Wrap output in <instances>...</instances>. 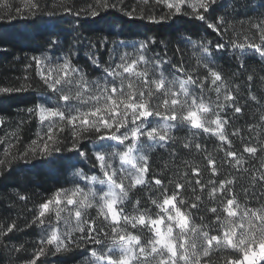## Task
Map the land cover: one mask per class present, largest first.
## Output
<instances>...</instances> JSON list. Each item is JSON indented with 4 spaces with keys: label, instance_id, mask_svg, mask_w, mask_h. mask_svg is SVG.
<instances>
[{
    "label": "snow or ice",
    "instance_id": "snow-or-ice-1",
    "mask_svg": "<svg viewBox=\"0 0 264 264\" xmlns=\"http://www.w3.org/2000/svg\"><path fill=\"white\" fill-rule=\"evenodd\" d=\"M156 2L166 4L175 13H181L182 8L187 6L197 20L206 23L207 29L221 38L227 32L223 16L209 19L217 0H195L190 4L188 0ZM144 3H150V0H144ZM116 6L110 0H96V4L89 7L95 17L99 14L96 8ZM25 9L35 16L40 10L39 0H26ZM64 11L71 13L72 9L64 7ZM17 12L23 15L24 9H17ZM74 14L78 17L81 13ZM149 19L159 22L155 16ZM252 27L258 35V42L245 36L244 43H241L236 37L230 41L231 47L240 56L251 50L264 60V20ZM52 35L50 49L60 43L58 34L54 32ZM186 43L192 45L197 63L196 69L191 72L183 61L176 64L166 58V53L164 56L160 53L149 56L155 44L152 38L130 46L124 42L116 43L111 49H108L105 40L103 47L109 51L110 59L102 69L99 59L93 58L91 53L86 57L93 67L101 69L100 74L91 79L75 63L71 49L61 55L42 54L31 58L32 63L26 67L31 68L34 64L36 75L58 99L54 106L47 102L51 99L49 97L28 110L30 115L37 116L42 125L48 123L46 138L41 137L39 142L33 140L30 151L41 156L60 151L58 133H62L65 127L73 133L74 142L70 151H77L82 157H86L87 153L78 141L85 132L94 131L97 141L107 139L117 144L113 147L101 143L95 147V160L103 178L78 169L74 173L76 179L71 189H57L52 198L38 205L32 223L38 224L43 233L39 241L41 247L26 264H37L40 256L45 254L44 245L54 247L59 253L80 243L94 246L88 249L89 264H212L210 256L215 250L232 253L225 258L224 264H264V204L255 208L241 206L235 191L237 175L230 173L231 178L217 179L221 167L232 169L237 174L241 171L248 173V161L243 154L254 157L264 151V147L244 144L242 153L235 148L228 133L232 123L228 113L231 111L239 115L243 112L237 102L239 85L234 91L221 72L213 67L211 42L202 40L197 44L188 38ZM90 47L96 46L90 44ZM129 47L131 51L127 50ZM121 48L125 51L121 52ZM227 49L228 44H215L217 52ZM201 67L206 69V74L201 75ZM252 79V76L248 77L249 82ZM9 91L11 89L0 88V92ZM212 91L215 92V99L210 94ZM250 99L259 103L255 96ZM261 122L264 123V117H261ZM184 128L191 135L185 138L182 148L188 152L195 150L196 153H203L205 168L198 163L184 161V170L176 166L174 179H169L167 185L158 175L149 180L151 163L145 149L167 148L176 142L175 132ZM248 129L252 131L253 126L249 125ZM204 136L215 137L219 142V151L223 153L219 165L206 145L200 142ZM231 136H239L243 144V129L233 128ZM107 148H112V151H107ZM5 155H9L7 149ZM172 156L175 161L179 153L173 151ZM5 163V160H0V165ZM164 167L173 171L167 163ZM206 169L212 177L207 182L202 178ZM261 169H264V162ZM251 179L255 194L257 184H264V170L253 171ZM146 186L153 189L149 198L158 210L156 214L153 216L147 209H141L139 201L133 212L127 213L124 205L129 202L130 192ZM188 189H191L194 198H183ZM205 193L209 201L219 199L222 207L207 208L215 220L205 224L201 217L202 222L196 224L194 212L200 210ZM245 193L247 195V190ZM20 199L26 200L27 197L21 196ZM93 207L97 209V217L86 219L87 210ZM53 217L55 225L51 223ZM97 219L103 225L100 228L96 226ZM137 227L149 230L151 236L147 242L132 231ZM14 229L15 223L0 226V237H7ZM214 230L216 234H212ZM105 239L108 240L107 246ZM22 248L23 245L16 251Z\"/></svg>",
    "mask_w": 264,
    "mask_h": 264
},
{
    "label": "trees",
    "instance_id": "trees-1",
    "mask_svg": "<svg viewBox=\"0 0 264 264\" xmlns=\"http://www.w3.org/2000/svg\"><path fill=\"white\" fill-rule=\"evenodd\" d=\"M25 2L26 0L0 2V88L11 89L9 92H0V160L6 161L4 165H0V226L16 224L12 233L7 237H0V264H26V261L32 259L41 247L39 241L43 235L40 226L32 223L38 205L49 199L57 189L68 187L76 170L82 169L88 175H99L101 171L95 160L94 150L102 141L96 140L97 134L94 131L85 132L78 141L81 149L87 153L86 157L80 156L77 151H70L74 138L72 130L67 127L62 133H58L60 151H53L47 156L30 151L31 142L37 140L40 123L37 116L30 115L28 110L34 108L43 96L52 94L36 75L35 65L26 67L32 63L33 56L61 55L71 49L75 63L91 79L100 74L110 59L109 51L103 47L105 40L108 49H111L116 43L124 42L130 46L145 38H152L155 44L151 47L149 56L155 53L164 56L166 53V58L172 59L176 64L183 61L191 72L196 69L197 63L192 45L186 43L187 39L191 38L197 44L202 40L205 43L211 42L212 58L215 62L213 67L221 72L234 91L236 85H239L237 102L243 112L239 115L231 111L228 113L232 120L228 128L230 139L239 152L244 144L264 147V123L261 122V117H264V60L251 50L240 56L230 43L236 37L239 42L244 43L245 36L250 40L255 39V42L259 41L252 25L264 20V0H217L209 19L215 20L220 16L225 18L224 28L227 32L223 38L207 29L205 22L197 20L191 14V8L185 6L181 13H175L174 9L169 10L166 4L157 3L156 0H150L148 4L144 0H110L117 6L96 8L99 14L95 17L91 15L93 9L89 6H94L96 0H39L40 10L35 16L25 9ZM188 3L190 4V0ZM64 7L71 8L72 12L66 13ZM121 8L124 10L121 11ZM17 9H24V14H19ZM76 12L81 14L77 17L74 14ZM128 13L132 15L129 16ZM150 16H155L159 22H152ZM161 17L164 19L161 20ZM54 32L58 34L60 43L50 49ZM217 42L228 44L227 51L217 52ZM90 44L96 47L92 48ZM127 50L131 51V48ZM120 51L125 49L121 48ZM77 52L78 56L75 55ZM89 53L93 58L99 59L101 69L93 67L86 58ZM199 71L201 75L206 74L203 67ZM249 76L253 77L251 82L248 81ZM210 94L215 99V92ZM251 96H255L259 103L251 100ZM249 125L253 126L252 131L248 129ZM233 128L244 130L243 144L239 136H231ZM190 135L184 128L175 132L176 142L167 148L145 149L151 163L149 180L153 175H158L167 185L169 179H174L176 166L179 165L180 170H184V161L198 163L201 168H205L203 153H196L195 150L188 152L182 148L185 138ZM200 142L206 145L207 151L217 159L219 165L223 153L219 151L220 144L217 139L204 136ZM6 149L9 152L7 156ZM173 151L179 153V158L175 161ZM247 161L249 163L251 159ZM166 163L173 171L164 167ZM230 173L229 168L221 167L217 179L229 178ZM202 178L205 182L212 179L210 171L206 169ZM151 191L153 189L147 186L133 189L129 194V202L124 205L125 211L132 213L139 201V207L147 209L154 216L158 210L149 198ZM21 196L27 199L22 200ZM183 198H194L191 189L183 193ZM245 203L240 202L241 206L255 208L264 204V200ZM211 207L222 205L219 199L209 201L205 193L200 210L194 212L196 224L202 222L201 217L205 224L215 220V216L207 211ZM51 223L53 224L52 221ZM96 226L102 227L100 220H96ZM132 231L140 235L144 242L151 236L147 228L137 227ZM212 234H216V231ZM21 245L23 248L16 251ZM43 247L46 249L45 254L40 256L37 264H84L88 249L94 246L73 244L69 250L59 253L52 246ZM231 254L215 250L210 260L212 264H224L225 258Z\"/></svg>",
    "mask_w": 264,
    "mask_h": 264
},
{
    "label": "rangeland",
    "instance_id": "rangeland-1",
    "mask_svg": "<svg viewBox=\"0 0 264 264\" xmlns=\"http://www.w3.org/2000/svg\"><path fill=\"white\" fill-rule=\"evenodd\" d=\"M194 2H195V0H190V3H194ZM49 97H51V99L47 100V102L50 105L54 106L56 104L58 96H56L53 93L50 96H43L40 101L46 100V98H49ZM39 123H40V127H39V130L37 132V141L38 142L40 141L41 137L46 138V134H47V130H48V123L47 122H45L42 125L40 120H39ZM65 124H66V122H65ZM59 127H60V124L58 123L57 128H59ZM67 128H69V127H67ZM101 143L106 145V146L112 145L113 147H115L117 144V142L107 140V139L102 141ZM106 150L111 152L112 148H107ZM242 152H243V147L241 148V153ZM243 155L247 160L251 159V161L249 163H247V165H246V167L249 168L250 171L248 173H244L241 171L239 174H237L234 170L230 169L232 175H237V177H238L236 187H235L237 198H238L239 202H242V203H245V201H251V200H264V184L258 183L257 186L255 187V190H254L255 194H253L252 179H251V173L253 171H255L256 169L264 170V169H261V163L264 160V152L262 154L257 153V155L254 157L249 156L246 153ZM253 162L255 163V165ZM116 163H117V165L119 164L118 159L116 160ZM98 176L103 178V173L100 171V174ZM229 178H231V176ZM74 179H76V178L73 176L71 181H70V184L68 185V187H66L67 189H71L73 187ZM81 184H83V181H81ZM97 187L99 188L100 186L97 185ZM245 190H247V195L245 193ZM52 197H53V195L50 198H52ZM245 204H248V203H245ZM96 217H97V209L95 207L87 210V213L85 216L86 219L87 218H96ZM97 220H100V219H97ZM51 221L53 222V225H55V218L54 217L52 218ZM100 222H101V220H100ZM60 227H61V229H63V224H61ZM108 232H109V236H111V230L110 229H108ZM105 242H106V246H107L108 240L105 239ZM89 259H90V253H88L86 255V257L84 258V264H89Z\"/></svg>",
    "mask_w": 264,
    "mask_h": 264
}]
</instances>
